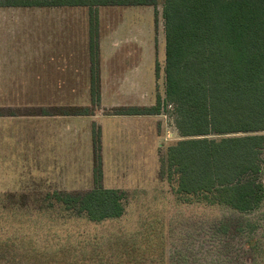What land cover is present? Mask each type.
<instances>
[{
	"label": "rangeland",
	"instance_id": "obj_1",
	"mask_svg": "<svg viewBox=\"0 0 264 264\" xmlns=\"http://www.w3.org/2000/svg\"><path fill=\"white\" fill-rule=\"evenodd\" d=\"M163 5L164 0H158L157 22L152 6L142 8L141 17H133L127 7L101 9L106 100L97 119L106 133L104 185L127 192L125 214L92 222L70 215L53 197L57 190L76 192L94 186L87 119L83 152L61 147L62 151L48 148L34 155L28 150L19 159L10 154L7 168L2 167L0 152V264H134L130 259L149 251L157 255L154 264H264V201L251 212L203 201L189 203L173 193L160 173L168 146L182 138L174 108L165 103ZM61 15L60 9L37 10L35 23L22 25L19 46L36 49L35 58L46 60L37 66L43 78L37 103L75 100L76 89L55 84L61 80L70 84L71 78L81 77L83 68L87 85L86 54L84 61L80 56L70 57L69 65L62 64L60 56H39L44 49L55 54L62 48L82 47L83 11L69 9V19L63 22ZM121 32L125 36L119 38ZM19 90V102L33 100L27 88ZM80 92L79 87V100ZM159 94L163 104L158 115L128 124L109 118L116 104L154 105ZM28 105L17 109L25 112ZM161 236L165 243L159 247Z\"/></svg>",
	"mask_w": 264,
	"mask_h": 264
},
{
	"label": "trees",
	"instance_id": "obj_2",
	"mask_svg": "<svg viewBox=\"0 0 264 264\" xmlns=\"http://www.w3.org/2000/svg\"><path fill=\"white\" fill-rule=\"evenodd\" d=\"M157 4L158 0H0V6L89 7L91 104L60 111L74 115H93L101 102L98 7L151 5L157 22ZM163 6L165 103L174 108L182 138L168 146L160 173L186 202L256 210L264 201V0H164ZM162 104L159 94L154 105L116 106L111 114L158 115ZM40 114L49 113L42 109ZM92 136L93 188L57 190L53 197L70 215L92 222L117 219L126 212L127 192L104 187L102 129L96 123ZM164 243L161 236L158 246ZM162 250L164 257L165 247ZM155 257V251H149L130 262L154 264Z\"/></svg>",
	"mask_w": 264,
	"mask_h": 264
},
{
	"label": "crops",
	"instance_id": "obj_3",
	"mask_svg": "<svg viewBox=\"0 0 264 264\" xmlns=\"http://www.w3.org/2000/svg\"><path fill=\"white\" fill-rule=\"evenodd\" d=\"M151 5H105L99 6V19H100V75H101V102L99 106L95 108L93 115H74V114H62L60 111L69 108H79L88 106L91 104L90 98V52H89V7L79 5H61V6H0V110L4 112L0 115V152L2 154V167L7 168L6 161L11 154V158H20V155L28 150H31L33 154H43L48 151V148L55 149V152L62 151L61 147H65L66 150H75L83 152L85 143V121L86 119L91 124L90 129V141L92 142L93 149V136L92 129L93 124L96 123L102 129V156H103V141L105 142L106 133L104 125L97 119V112L101 106L102 101L106 100V93L104 89V75H103V44L101 34V9L104 7H127L132 10L133 17H141L142 8H148ZM154 7V6H152ZM47 9H60L61 19L67 21L69 19V9L82 10L85 16L83 22V44L81 48H62L60 53L49 52L48 49H44L39 56H60V61L70 64L72 56L83 57L85 54L88 59V79L87 85L84 80V68L80 70L79 75L75 78H71L70 84L66 81H59L56 83V87L63 88L67 85L72 88L73 92L76 89V99L70 102L59 103H37L38 86H41L42 76L38 73V62H46L44 58L38 60L35 57L38 52L34 48L19 46L18 42L22 34V25L26 23H35L37 10ZM155 10V9H154ZM32 14V15H31ZM86 30V31H85ZM119 38L125 36L121 32ZM78 59V58H77ZM48 61V60H47ZM74 63V62H72ZM73 76V75H72ZM68 81V79H67ZM39 83V84H38ZM43 86L47 87V83ZM80 87V100L78 95V88ZM20 88H27L26 93L29 94L33 100L21 103L18 101L20 95ZM68 88V89H69ZM88 95V103H86V92ZM41 92V91H40ZM85 96V98H84ZM48 102V101H47ZM28 105L30 109L23 111L20 108L21 105ZM115 105V104H114ZM116 106H130L116 104ZM139 106H151L147 104H141ZM113 107V108H114ZM42 109L47 110L49 114H40ZM109 114V118H120L122 120L135 123L139 122V119L146 118L151 115H114ZM137 126V125H135ZM120 138V136H119ZM94 167V156H93ZM103 171L105 177V165L103 158ZM103 177V185H104ZM94 183V175H93ZM104 187H106L104 185ZM93 188V187H92ZM107 188V187H106ZM121 189V188H115ZM123 190V189H121ZM67 191V190H65Z\"/></svg>",
	"mask_w": 264,
	"mask_h": 264
},
{
	"label": "built area",
	"instance_id": "obj_4",
	"mask_svg": "<svg viewBox=\"0 0 264 264\" xmlns=\"http://www.w3.org/2000/svg\"><path fill=\"white\" fill-rule=\"evenodd\" d=\"M168 106H169V107H172V105H171V104H168Z\"/></svg>",
	"mask_w": 264,
	"mask_h": 264
}]
</instances>
